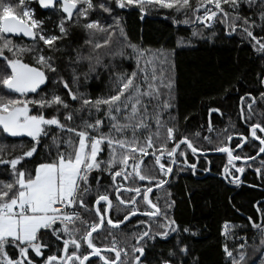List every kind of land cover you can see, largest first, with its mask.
<instances>
[{
    "label": "snow or ice",
    "instance_id": "1",
    "mask_svg": "<svg viewBox=\"0 0 264 264\" xmlns=\"http://www.w3.org/2000/svg\"><path fill=\"white\" fill-rule=\"evenodd\" d=\"M31 3L0 0V264H203L192 247L201 233L177 221L165 186L174 170L195 175L210 151L226 154L227 183L246 168L264 181V71L256 94L238 97L246 133L229 132L231 120L217 129L218 107L207 109L213 135L182 131L176 49L133 42L122 13L168 9L191 28L177 48L222 32L264 60V0H36L39 17ZM76 30L82 44L68 40ZM255 210L247 224H222V264H264V202Z\"/></svg>",
    "mask_w": 264,
    "mask_h": 264
},
{
    "label": "trees",
    "instance_id": "2",
    "mask_svg": "<svg viewBox=\"0 0 264 264\" xmlns=\"http://www.w3.org/2000/svg\"><path fill=\"white\" fill-rule=\"evenodd\" d=\"M31 7L36 9L38 17L44 13L39 9L36 0H32ZM173 16L182 18L171 10L156 7L148 10L143 19L140 18L138 9L124 10L122 20L133 42H140L150 49H176L175 114L181 130L187 128L190 133L201 131L202 135H213L206 131L207 109L218 107L224 115L220 117L216 113L212 114L217 129L224 128L231 120L236 127L229 128V132L246 133V127L239 121L238 97L245 91L256 94L257 76L264 71V60L247 43H241L239 36L227 37L222 32L211 42L192 37L190 45L177 48V38L190 37L191 28L173 24ZM68 40L74 44L83 43L79 30H76V34L71 35ZM91 87L95 95L104 85L94 81ZM185 117H188L187 121ZM28 139L9 137L8 142L9 145H19ZM20 150L19 147L15 149L16 152ZM8 151L13 150L9 147ZM239 151L237 149V152ZM244 152L252 153L253 150L245 145ZM189 162H197L196 157L190 153ZM146 163L149 168L154 166L151 158H146ZM226 163V155L201 157L197 162L195 175L191 170L181 172L174 170L170 183L165 186L171 193V198L176 201L177 221L181 224H190L193 231L199 229L201 233L192 238V247L203 264H222L220 247L223 241L220 235L222 223L229 221L247 224L246 218L249 216L258 219L255 204L264 202V181L258 178L253 168H246L240 178L242 183L237 186L227 183L220 175L222 166ZM258 164L259 159L256 161L257 166ZM205 166L210 171H203ZM236 175L239 176V173ZM235 231L240 235H244L245 231L249 235L252 232L250 227ZM229 243L231 244V241ZM161 246L165 249L168 247L164 242H161Z\"/></svg>",
    "mask_w": 264,
    "mask_h": 264
},
{
    "label": "water",
    "instance_id": "3",
    "mask_svg": "<svg viewBox=\"0 0 264 264\" xmlns=\"http://www.w3.org/2000/svg\"><path fill=\"white\" fill-rule=\"evenodd\" d=\"M38 7H39V6H38ZM42 11H45V10H42ZM220 154H221V153L208 152L206 156H218V155H220ZM236 163H240V164H242L241 161H236ZM171 178H172V176L169 178V183H170V181H171ZM166 186H167V185H166ZM122 227H123V226H122Z\"/></svg>",
    "mask_w": 264,
    "mask_h": 264
},
{
    "label": "flooded vegetation",
    "instance_id": "4",
    "mask_svg": "<svg viewBox=\"0 0 264 264\" xmlns=\"http://www.w3.org/2000/svg\"><path fill=\"white\" fill-rule=\"evenodd\" d=\"M235 139H238V137H235L234 140H235ZM224 155H226V154L221 153V154L218 155V156H224ZM206 157H209V156H204V158H206ZM258 159H259V158H258ZM249 163H251V162H249ZM236 164H240V163H236ZM239 177L241 178V177H242V174H239Z\"/></svg>",
    "mask_w": 264,
    "mask_h": 264
},
{
    "label": "built area",
    "instance_id": "5",
    "mask_svg": "<svg viewBox=\"0 0 264 264\" xmlns=\"http://www.w3.org/2000/svg\"><path fill=\"white\" fill-rule=\"evenodd\" d=\"M223 223H224V222H223ZM223 223H222V224H223ZM234 231H235V229H234ZM221 237H222V236H221ZM222 238H223V237H222Z\"/></svg>",
    "mask_w": 264,
    "mask_h": 264
}]
</instances>
